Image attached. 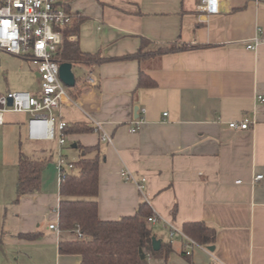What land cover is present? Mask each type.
I'll return each instance as SVG.
<instances>
[{
  "label": "crops",
  "instance_id": "crops-1",
  "mask_svg": "<svg viewBox=\"0 0 264 264\" xmlns=\"http://www.w3.org/2000/svg\"><path fill=\"white\" fill-rule=\"evenodd\" d=\"M65 2L77 15L70 41L105 58L73 63L86 76L76 77L78 95L70 92L74 100H63L58 112L69 124L98 122L112 137L105 142L96 129L67 136L72 145L101 148L99 217L115 220L148 202L160 217L150 222L154 234L172 244L167 257H150L149 264H264V0H226L208 19L200 0ZM142 37L149 40L148 53L124 58L139 49ZM255 38L260 43L251 49ZM167 44L202 46L157 52ZM141 69L156 87L137 89ZM90 72L94 84L87 82ZM244 117L250 128L229 126ZM30 118L9 110L0 124L6 141L0 264H82L81 255L60 251L61 242L77 240V233L50 228L59 224L58 158L51 156L43 170L41 190L16 201L20 146L27 142L28 155L49 158V146L28 136ZM72 145L73 163L80 150ZM124 169L133 179L121 176ZM259 174L263 178L255 180ZM189 221L217 230L215 251L195 246L184 254V241L171 238L169 224L182 228Z\"/></svg>",
  "mask_w": 264,
  "mask_h": 264
},
{
  "label": "trees",
  "instance_id": "trees-1",
  "mask_svg": "<svg viewBox=\"0 0 264 264\" xmlns=\"http://www.w3.org/2000/svg\"><path fill=\"white\" fill-rule=\"evenodd\" d=\"M78 29L77 26H68L65 29V40L61 51L64 61L73 63H97L105 58L100 52L89 53L81 50L77 42L70 41L68 36ZM149 40L142 37L139 49L124 58H141ZM202 46V45H201ZM186 44H167L158 49V53L185 50L201 47ZM157 83L144 70H140L137 89L156 87ZM77 83L69 90L76 97L74 89ZM95 127L85 122L67 124L64 132L68 136L79 132H91ZM80 150L79 158L73 162L72 169H65L60 175V202L58 207L59 226L61 230L79 228L87 237L74 241H63L60 251L82 256V264H149L150 257H167L172 251L170 242L160 243V248H154L158 240L148 218L154 214L150 204L141 201L133 214L123 215L115 220H103L99 217V165L102 151L99 145L84 146L77 143ZM50 158H34L28 155L20 146L18 159L17 198L22 195L35 193L41 190L42 172ZM183 231L202 246L215 245L217 230L205 221H189L182 226ZM28 238H35L34 234H26ZM140 249L145 253L141 257ZM186 256V252H184ZM214 264V263H212Z\"/></svg>",
  "mask_w": 264,
  "mask_h": 264
},
{
  "label": "built area",
  "instance_id": "built-area-1",
  "mask_svg": "<svg viewBox=\"0 0 264 264\" xmlns=\"http://www.w3.org/2000/svg\"><path fill=\"white\" fill-rule=\"evenodd\" d=\"M224 1L226 0H200L198 7L208 19L211 15L221 12V4ZM76 17L77 15L67 8L65 0H0V51L32 60L41 80L39 96L28 91H8L0 94V124H3L4 114L9 110L29 112L31 113L28 121L30 139L57 140L60 146L66 144L67 135L64 130L68 123L62 118L56 123L54 109H61L63 100H74L69 87L60 77V65L64 62L61 51L65 40V29L73 24ZM73 38V35L68 36L69 40ZM259 43L260 39L255 38L248 47L254 49ZM87 82L95 83L91 72L87 75ZM259 99L264 101L262 96H259ZM10 100H12L11 105ZM229 126L233 129H248L251 127V120L247 117L232 120ZM94 127L101 131L103 141L112 143L111 135L105 132L98 122H95ZM137 129V127L132 128L133 131ZM73 166L72 162L66 161L60 155L59 175L65 169H72ZM121 176L124 179H133L127 169L121 171ZM262 178L263 175L259 174L255 180ZM138 186L142 189L144 185L138 183ZM159 220L160 217L155 212L148 218L151 223ZM169 226L171 238L178 237L184 241L187 255L192 254L195 246H202L182 228L172 222ZM50 228L57 232L61 231L58 223L50 224ZM74 231L79 239L87 237L79 228H75Z\"/></svg>",
  "mask_w": 264,
  "mask_h": 264
},
{
  "label": "rangeland",
  "instance_id": "rangeland-1",
  "mask_svg": "<svg viewBox=\"0 0 264 264\" xmlns=\"http://www.w3.org/2000/svg\"><path fill=\"white\" fill-rule=\"evenodd\" d=\"M0 57L2 59L0 64V92L2 94L7 93L10 89L11 91H28L33 95H40L41 80L36 75L35 65L32 60L4 51H0ZM73 71L76 77L84 78L86 76L85 70L80 65L75 64L73 66ZM70 88L71 87H69V89ZM58 112V108L54 109V114L57 118L56 123H58L59 120ZM42 142L43 144L49 146L47 150L50 159L51 156L54 158V160L55 158L59 159L60 155H62L66 161L71 160L70 152L73 150V148L71 147L72 140L69 139V137H67L66 144L63 146H60L57 141L52 140ZM23 149L26 153L32 155L27 142L23 143ZM5 153L6 141L5 137H3L0 140V163L2 162L3 155Z\"/></svg>",
  "mask_w": 264,
  "mask_h": 264
},
{
  "label": "water",
  "instance_id": "water-1",
  "mask_svg": "<svg viewBox=\"0 0 264 264\" xmlns=\"http://www.w3.org/2000/svg\"><path fill=\"white\" fill-rule=\"evenodd\" d=\"M60 77L63 80V82L68 86V87H74L76 84V76L75 73L73 71V62H69V61H64L61 63L60 65ZM10 105L12 104V100H10ZM73 147L76 146V144L72 145ZM160 240H155L154 242V248L156 250H158L160 248ZM216 246L215 245H211L208 246V249L210 251H215ZM141 252V257L145 258V253L143 252L142 249H140Z\"/></svg>",
  "mask_w": 264,
  "mask_h": 264
}]
</instances>
